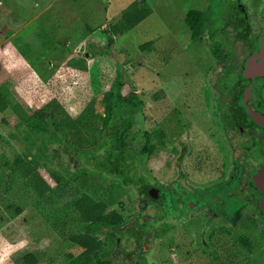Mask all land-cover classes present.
Instances as JSON below:
<instances>
[{
  "label": "rangeland",
  "instance_id": "rangeland-1",
  "mask_svg": "<svg viewBox=\"0 0 264 264\" xmlns=\"http://www.w3.org/2000/svg\"><path fill=\"white\" fill-rule=\"evenodd\" d=\"M138 1L0 0V90L2 85L6 87L8 102L5 111L0 112V264H25L23 258L27 255L35 257V264H64L65 253L77 254L79 250L68 241L81 229V221L70 206L74 194L86 193L106 202L109 210L121 214L126 225L132 226L137 225L136 219L141 218L147 205V196L138 194L141 183L124 185L122 175L116 177L110 172L108 177L95 169V164L105 160L109 131L93 138L98 142L94 149L82 139L84 147L75 153L63 150L68 145L62 142L61 132H56L61 141L47 144L44 154H53V158L38 159V164L44 166L38 172L53 190L40 200L24 182L19 165L14 164L15 158L24 159L29 151L37 152L24 140L26 131L13 112L16 104L32 114L56 99L64 113L74 117L94 98L95 112L105 116L104 94L119 81L126 100L111 110L109 123L116 124L115 128L126 127L125 156L137 157L128 175L132 183L138 177L145 185L172 183L179 191L181 184L207 187L215 181H200L212 175L195 168L205 153H216L215 167L223 164V176L217 181L227 173L229 154L230 174L238 171L215 110L218 93L214 83L224 65L235 70L248 50L243 43L232 42L230 28L224 32L218 29L213 35L208 31L211 25L220 28L229 20L239 23L238 1L148 0L152 14L128 30L120 21L122 13ZM242 1L249 7V25L259 30L257 11L262 1ZM189 10L206 11L209 17L196 42L191 40L185 22ZM221 40L223 45L216 53L227 54L223 61L211 51L213 43ZM144 45L147 47L142 50ZM71 58L85 60L87 73L79 74V70L67 67ZM134 98L140 104L128 108L126 101ZM49 113L47 110L45 115ZM124 119L128 122L123 123ZM46 121L51 125L52 119ZM70 138L79 139L78 135ZM145 144L154 149L142 156ZM130 162L127 160V164ZM65 172L79 178V182L62 195L50 175L65 178ZM204 192L195 187L188 190V196L197 198ZM254 211L253 206L244 207L240 222L230 224V240L218 247L209 242L204 250L200 244L207 241L209 226L222 222L216 219L223 214L220 210L212 214L215 219L210 222H204L201 211L200 218L191 212L184 220L153 223L156 238L148 261L264 264V220ZM241 223L247 225L243 231ZM146 236L147 229H135V241ZM96 237L101 251L108 245L114 247L104 234ZM110 259L111 264H119L114 256Z\"/></svg>",
  "mask_w": 264,
  "mask_h": 264
},
{
  "label": "trees",
  "instance_id": "trees-1",
  "mask_svg": "<svg viewBox=\"0 0 264 264\" xmlns=\"http://www.w3.org/2000/svg\"><path fill=\"white\" fill-rule=\"evenodd\" d=\"M147 1L148 0H139L136 4L131 5L122 13L120 21L126 29H133L137 26V24L152 14V9L147 4ZM208 18L209 17L206 14V11L203 13L198 10H189L186 13L185 22L190 31V38L192 41L196 42L199 36L204 32L205 22L207 21L209 23ZM231 24L233 23L229 20L220 28H215L211 25V29L208 30L209 35L215 34V31L218 29L224 32L232 26L234 28L230 30V32L237 39V41H245L246 34H244L242 30V24L238 22L234 25ZM221 45H223L222 40L220 43L217 41L214 42L212 46L214 48H212L211 51L217 58H221V61H223L226 59L227 54L222 51L216 53V51L219 50L217 49L218 46ZM146 47L147 45H144L142 50ZM220 53H222V55H220ZM66 65L69 68H75L76 71L79 70V74H86L88 71L85 60H75L74 58H71L66 62ZM231 72L232 71L228 68V66L224 65L214 83V88L218 93V98L215 102V110L219 115V120H221V114L217 104L220 98L221 87L225 78ZM121 87V83L117 81L115 86L104 94L103 102L105 104V116L95 112L94 98H92L87 105L84 106L79 115L74 117L66 115L60 105L56 103V99L50 100L43 108L38 111H34L32 114H27L26 111L24 112L17 104L13 106V112L20 120L19 125L24 126V130L26 131L24 140L27 141L31 149L36 147L37 151L34 154H31L29 151L24 159H21L20 157L15 158L14 164L16 166L19 165L18 170L21 173L24 182L40 200H43L45 196L53 190L38 172L39 168L44 167L38 164V159L41 158L48 160L49 158H53V154L50 155V157H46L44 154L47 150V144H50L55 140H59L56 132H61L60 135L62 142H65L68 145L63 148V150L66 153H75L82 151L81 148L84 147V145L80 143L82 139L88 140L92 146L91 149H94L98 142L94 141L93 138L100 133L102 134L103 131H109V145H106L107 152L103 155L105 160H100L99 163L95 164V169L108 177L111 175L110 172H115L117 174L116 177L122 175L124 185L133 186L141 183L138 194H146L148 192V185H145L140 178L134 177L135 183H132L131 180L133 179L128 176L130 170L132 169L133 161L136 160L137 157L135 154L125 156L126 151L123 138L125 136L126 127L123 128V126H119V128H115L116 124L109 123L111 110L114 106L123 105L125 103L126 98L125 95L121 93ZM6 98V87L2 85L0 90V112H4L8 105ZM126 102L128 104V108L133 106L137 107L140 104V102H136V98L132 101L130 100ZM47 110L50 111V113L46 116L45 114L47 113ZM55 117H57V119ZM48 118L52 119L51 125H49L46 121ZM124 122L127 123V119H124L123 123ZM222 128L225 135L230 136V146L233 149H236L239 146V143L234 139L232 132H229L224 124H222ZM51 130L53 131L51 132ZM73 135H78L79 139L72 141L70 137ZM37 142H39L38 145ZM153 149V146L145 144L143 149L140 151V154L142 156H147L152 153ZM111 155H115V157L111 159ZM233 156L234 161L239 159L234 153ZM178 159H180V157ZM127 160L131 162L127 164ZM232 171L234 172L233 175L230 174V204H233L232 207L230 205V224L233 226L240 222L241 209L239 201L242 199L240 192L242 190L241 177L243 170L241 169L239 172L235 170ZM65 173L67 176L65 178L63 175L56 173H51L50 175V179L55 183V186L59 188L62 195L65 194L64 192L70 190L72 188L71 186L79 182V178L73 175H68L67 172ZM73 196L74 200L71 202L70 206L81 221V229L79 232L68 237V241L73 247H75V249H78L79 252L77 254L65 253L63 257L64 264H111L112 262L110 257L112 256H114L120 264H123L122 260L125 257H128L133 249L136 248L137 241L134 240L135 229L138 226L144 228L146 224L137 222V225L135 226H132L131 224L126 225L123 216L115 211L109 210L106 202L97 201L86 193L79 195L74 194ZM254 214H256L261 220H264L263 214H259L256 210L254 211ZM239 226L241 231H243L246 229L247 225L245 226L244 223H241ZM148 233L153 234L152 232ZM99 234H104L109 244H114V247L112 248L108 245V248L101 251L100 242L96 237ZM23 260L25 264L36 263L33 255H27L23 258Z\"/></svg>",
  "mask_w": 264,
  "mask_h": 264
},
{
  "label": "water",
  "instance_id": "water-1",
  "mask_svg": "<svg viewBox=\"0 0 264 264\" xmlns=\"http://www.w3.org/2000/svg\"><path fill=\"white\" fill-rule=\"evenodd\" d=\"M263 85L264 29L256 45L248 48V54L239 70L230 73L225 78L218 103L221 121L232 132L235 140L242 143L236 151L238 157L244 162L240 209L242 210L245 207L244 202H247L259 214L264 215V151L262 149L264 110L258 107L253 100L256 91ZM150 195L155 196L156 203L144 209L141 218L136 219L138 223H145L144 216H151L154 212H164L162 205L157 203L158 199L166 204L170 202L164 190L151 189ZM154 245L152 235L143 244L137 245L130 255L122 260V263L135 264L141 259H144L146 263L149 262L148 257Z\"/></svg>",
  "mask_w": 264,
  "mask_h": 264
},
{
  "label": "flooded vegetation",
  "instance_id": "flooded-vegetation-1",
  "mask_svg": "<svg viewBox=\"0 0 264 264\" xmlns=\"http://www.w3.org/2000/svg\"><path fill=\"white\" fill-rule=\"evenodd\" d=\"M240 8H241V12L238 14L239 15V19H240V24H242V30L244 32V34H246L245 36V41H237V39L233 36L232 34V42L234 43H243V45H245L246 49L248 50V48L250 46L256 45V41L258 39V37L260 36V34H262L263 29H264V0H261L262 2L260 3L259 7H258V11H257V23L259 26V30H257L256 28H252L249 25L248 22V16H249V7H247L248 5L243 3L242 0H237ZM237 3V4H238ZM231 22V21H230ZM234 25L237 22H232ZM245 25V26H244ZM244 26V27H243ZM234 27H230V30H232ZM248 54V53H247ZM247 56V55H246ZM243 57L244 58H246ZM243 59H240L239 61V65L235 70H231L232 72L234 71H238L239 68L241 67L240 64L242 62ZM244 62V61H243ZM243 64V63H242ZM241 64V65H242ZM231 72V73H232ZM220 99V98H219ZM253 100L255 102V104L262 108L264 110V85L259 88L255 95L253 96ZM219 103V102H218ZM218 106V104H217ZM221 118V115H220ZM220 124H224L221 120ZM222 124H221V128H222ZM230 132V130H229ZM225 134V132H224ZM226 144L229 147V150L231 149L232 154H231V158H234L233 153L237 155L236 151L237 149L242 145V143H239V146L234 149L230 146V136L229 135H224ZM235 139V138H234ZM262 149L264 151V136H263V142H262ZM182 156V152L180 157ZM238 157V155H237ZM239 158V157H238ZM217 155L216 153L213 154V156L211 155H207L206 153L203 155V157L199 158L198 161H196V167L198 169V171L202 170V172L205 174L207 171V174L212 175L211 177H209L206 180L200 181V183H206L209 184L212 181H215L214 183H212L211 185L204 187L201 185H195V186H184V185H180V191L179 190H175L173 188L172 183H170L168 186H153V185H148L149 189L148 192L145 195L146 202L147 205H145L146 209L148 206H152L156 203L155 200V196L150 195V190L151 189H162L164 190L169 198H170V202L169 205L168 203L166 204L163 200L158 199L157 203L158 205H162V208H164V212L160 213V212H154L151 216L149 215L144 216L145 217V223L142 224H146L144 229L148 232H152L153 234L148 233V236H146L144 239H141L140 242H137V245L139 244H143L145 241L148 240V238L150 236L153 235L154 239L156 238L155 235V230L154 227L151 226V224L159 222V221H168V222H173V221H180V220H184L187 217L188 213L191 212H196L198 213V217L200 218L199 212L203 211V218L204 222H210V220H214L215 217L212 216L216 215L217 211L220 210V212H222V216L219 215L220 217H216L217 221H222L221 223H213L211 224V226H209V234L207 237V241L205 243H203V241H201L202 244H200V246H202V250L208 248L209 246V242H211L212 246H223L224 244H222V241L225 240H230V154H229V165L227 167V173L224 175L223 179L221 181H217L218 179H220L223 174L221 175L220 170L223 171V164H220V168L215 167L216 165V160H217ZM203 161H206L207 164L202 163ZM234 161V159H233ZM237 164V170L239 172V170L241 171V169L243 170L244 168V162L239 158L237 161H235ZM212 168L215 169L216 171L213 172ZM201 172V173H202ZM200 173V174H201ZM216 175V176H215ZM197 188L200 191H205L202 195L197 196V198H193L188 196V190L191 188ZM199 187V188H198ZM186 198V199H183ZM163 201V203H162ZM245 203V207L247 206H251L249 205L247 202ZM252 207V206H251ZM143 209V211H144ZM179 209V210H176ZM142 211V213H143ZM199 218H195L196 220ZM207 219V220H205ZM146 235V234H145ZM150 235V236H149ZM209 238V240H208ZM228 241H226L225 243H227ZM136 245V246H137ZM135 249V248H134ZM133 249V250H134ZM146 261L144 259L139 260L138 262H136L135 264H151L149 262L145 263ZM120 264V263H119ZM154 264V263H152Z\"/></svg>",
  "mask_w": 264,
  "mask_h": 264
}]
</instances>
